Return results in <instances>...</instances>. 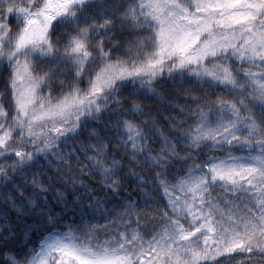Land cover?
Returning a JSON list of instances; mask_svg holds the SVG:
<instances>
[{
    "label": "snow or ice",
    "instance_id": "1",
    "mask_svg": "<svg viewBox=\"0 0 264 264\" xmlns=\"http://www.w3.org/2000/svg\"><path fill=\"white\" fill-rule=\"evenodd\" d=\"M0 264H264V0H0Z\"/></svg>",
    "mask_w": 264,
    "mask_h": 264
}]
</instances>
